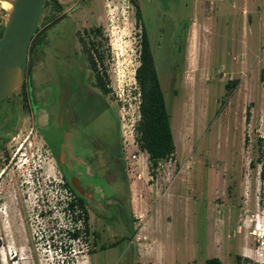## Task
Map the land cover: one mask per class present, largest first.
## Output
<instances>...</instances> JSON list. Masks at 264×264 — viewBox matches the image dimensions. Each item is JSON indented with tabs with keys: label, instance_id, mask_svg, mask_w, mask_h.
I'll return each mask as SVG.
<instances>
[{
	"label": "rangeland",
	"instance_id": "rangeland-1",
	"mask_svg": "<svg viewBox=\"0 0 264 264\" xmlns=\"http://www.w3.org/2000/svg\"><path fill=\"white\" fill-rule=\"evenodd\" d=\"M137 1L139 19L131 0H89L71 11L79 27L101 29L88 36L100 41L98 68L109 88L104 92L109 106L89 124L88 133L99 130L106 159L108 152H119V134L122 160L103 169L95 166V175L78 165L69 166L67 174L95 184L94 198L105 207L87 201L88 231L75 218L78 209L67 207L71 194L37 127L56 141L61 130L54 122L38 126L46 117L39 109L37 123L25 118L24 137L29 136L18 161L22 177L29 179L23 182L25 211L20 215L7 206L0 214V264H204L210 256L222 264H264V143L257 140L264 137V0H178L165 9L160 0ZM51 10L50 3L41 9V33ZM140 24L152 44L175 143L174 154L155 167L134 138ZM71 25L65 19L48 27L41 39L45 46L30 51L34 87L54 80L46 63L52 59L49 48L61 46L54 53L64 58ZM232 78L238 82L227 87ZM91 144L88 140L89 147L77 151L91 158ZM32 157L41 165L36 188L32 164L25 167ZM130 211L131 231L125 218ZM75 225L78 237L70 234Z\"/></svg>",
	"mask_w": 264,
	"mask_h": 264
},
{
	"label": "flooded vegetation",
	"instance_id": "flooded-vegetation-1",
	"mask_svg": "<svg viewBox=\"0 0 264 264\" xmlns=\"http://www.w3.org/2000/svg\"><path fill=\"white\" fill-rule=\"evenodd\" d=\"M89 0H45L43 6L50 3L52 10L49 15V19L43 25V33L37 37L33 43V47L45 46L42 42L43 34L48 27L54 26V24L60 20L69 19L72 22L69 32L71 36V45L66 44L63 50V56L59 57L54 53L55 49H60L61 46L56 44L51 45L49 50L52 52L51 60L46 61L49 66L50 72L53 75V81L50 85L40 84L39 87H34L31 82L30 73L28 71L29 56L31 40L28 47L26 77L22 85V90L18 93H12L2 99H0V214L6 213L7 206L11 211L16 210L17 213L23 215L25 211L24 199L25 192L24 180L29 182V179L22 177L23 172L19 169L18 161L21 155L25 153L23 145L26 138L24 137V121L27 116H32L36 123L38 122V111L42 109L46 113L45 120L38 126H48L54 122V125L61 130V140H54V136L47 137L40 134V130L37 127V131L44 143L47 145L50 153L57 166L62 170V177L65 189L71 194L70 199L76 198V192L81 194L91 205L101 203L102 208L105 206V202L100 199L94 198L96 191L95 184L85 183L83 179L77 176L76 173L68 172L69 166H79V170L83 173H89L95 175L94 169L97 166L100 169L114 163H119L122 160L121 145L119 134L117 137V148L119 152L109 153L110 158L105 157V139L98 129L88 133V126L93 121L99 119L100 113L107 105L105 101L104 91L99 83L96 73H101L98 68L99 55L98 49L100 41L93 37H89L88 34H99L101 30L99 25L94 24L90 26L79 27L77 17H73V12L77 7L83 9L86 7ZM161 8H166L170 4L178 3V0H160ZM42 6V7H43ZM67 9H64V7ZM1 28V26H0ZM41 30V29H39ZM34 35V34H33ZM33 37V36H32ZM32 39V38H31ZM41 51V50H40ZM95 61V64L93 63ZM45 63H43L44 65ZM88 70L91 71L92 77L89 76ZM88 140H91L92 157L89 158L82 151L77 149H87ZM115 147H112L114 149ZM106 149H110L107 147ZM37 151H35L36 154ZM32 154V155H33ZM40 153L37 155V159ZM96 158V164H93L91 159ZM33 163H32V162ZM28 161L25 167H29L32 164V186L36 188L35 184L39 180L40 170L38 166H41L39 162L32 160ZM35 163V164H34ZM87 168L91 169L89 172ZM73 178L77 179L82 186L80 191L73 183ZM69 199V200H70ZM128 207L129 200L127 203ZM116 211L122 213L120 206L116 205ZM130 210V207H129ZM112 213L114 210H111ZM123 214V213H122ZM105 219V216H102ZM127 220V229L132 230L131 225V211L129 217H125ZM78 228V227H77ZM104 228V227H103ZM80 229V228H79ZM3 227L0 231L2 232ZM90 232V231H89ZM93 235L95 231H92ZM80 234V233H79ZM78 237V236H77ZM131 237V236H127ZM113 240L112 242H114ZM101 248L104 244L100 245ZM3 262H7L5 254L2 255ZM205 264V263H204Z\"/></svg>",
	"mask_w": 264,
	"mask_h": 264
},
{
	"label": "trees",
	"instance_id": "trees-1",
	"mask_svg": "<svg viewBox=\"0 0 264 264\" xmlns=\"http://www.w3.org/2000/svg\"><path fill=\"white\" fill-rule=\"evenodd\" d=\"M135 6V13L139 19L141 16L140 8L137 0H131ZM141 25L140 33V51L139 64L135 68V78L138 83L139 92V118L135 125V141L141 150H145L148 154L147 158L149 166L155 167L162 159L170 158L175 152V143L171 128V114L166 102L164 91L160 82L158 70L155 65V59L152 50L151 41L147 35L143 24ZM3 31V25L0 29V35ZM40 30L37 27L32 39L30 50L33 43L36 41ZM100 32V31H99ZM101 58L102 52H98ZM95 64V61L93 62ZM29 65V64H28ZM99 83L104 92L109 88L101 73H96ZM260 78L264 85V64L260 70ZM238 82L237 78H232L226 82L227 87H233ZM258 143H264V137H258ZM260 176L262 178L261 188L264 190V162H262ZM76 198L66 202L67 207L74 211L75 207L78 213L75 218H82L83 228L85 231L88 227V211L85 203V198L76 192ZM80 229L76 225L71 230L72 237L79 236ZM133 233V231H132ZM241 256L237 255V262ZM205 264H222L217 256L206 257ZM242 264V263H240ZM244 264V263H243Z\"/></svg>",
	"mask_w": 264,
	"mask_h": 264
},
{
	"label": "water",
	"instance_id": "water-1",
	"mask_svg": "<svg viewBox=\"0 0 264 264\" xmlns=\"http://www.w3.org/2000/svg\"><path fill=\"white\" fill-rule=\"evenodd\" d=\"M2 0H0L1 2ZM0 6L3 31L0 35V99L22 90L26 77L28 47L35 33L45 0H7ZM74 185L82 186L73 178Z\"/></svg>",
	"mask_w": 264,
	"mask_h": 264
},
{
	"label": "bare ground",
	"instance_id": "bare-ground-1",
	"mask_svg": "<svg viewBox=\"0 0 264 264\" xmlns=\"http://www.w3.org/2000/svg\"><path fill=\"white\" fill-rule=\"evenodd\" d=\"M0 4L3 6V7H6V8H9L10 7V2L7 1V0H2L0 2Z\"/></svg>",
	"mask_w": 264,
	"mask_h": 264
},
{
	"label": "built area",
	"instance_id": "built-area-1",
	"mask_svg": "<svg viewBox=\"0 0 264 264\" xmlns=\"http://www.w3.org/2000/svg\"><path fill=\"white\" fill-rule=\"evenodd\" d=\"M136 156V154H132V157H135ZM80 220H81V222H82V218H79ZM76 227H78V228H80L78 225H76ZM73 229V228H72Z\"/></svg>",
	"mask_w": 264,
	"mask_h": 264
}]
</instances>
